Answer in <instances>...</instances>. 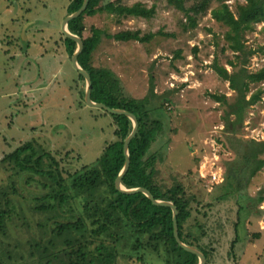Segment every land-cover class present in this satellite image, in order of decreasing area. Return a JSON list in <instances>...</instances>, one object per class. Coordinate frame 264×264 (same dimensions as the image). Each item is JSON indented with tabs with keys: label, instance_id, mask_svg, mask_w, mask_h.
<instances>
[{
	"label": "rangeland",
	"instance_id": "374dc122",
	"mask_svg": "<svg viewBox=\"0 0 264 264\" xmlns=\"http://www.w3.org/2000/svg\"><path fill=\"white\" fill-rule=\"evenodd\" d=\"M70 1L0 0V161L37 138L61 162L65 176L91 165L103 146L116 139L112 118L80 99L86 82L77 77L61 35ZM134 2L155 5V14L148 19L108 13L85 17L84 37L97 27L108 35L140 30L142 35L152 33V38L137 42L103 35L92 65L110 69L124 95L134 99L145 97L153 80L150 117L162 122L150 149L156 157L157 182L163 189L183 186L193 211L185 231L194 234L197 222L207 226L204 242L214 252L211 264H264V200L258 203L264 198V169L245 191L252 199L245 198L248 210L240 218L234 200L217 199L228 162L239 159L240 139L264 140V80L250 83L246 99L255 93L260 99L246 109L242 125L228 132L223 116L236 95L211 65L216 58L231 70L226 62L234 55L226 48V28L211 17L214 4L199 17L196 28L184 31V14L166 0H122ZM244 2L226 0L233 12ZM244 44L254 52L248 71L264 68V20L244 32ZM216 96L227 102H218ZM11 173L0 162V187L10 183ZM23 186L15 197L17 215L7 224L6 234H0V264H44L47 254L38 225L44 217L33 212ZM236 236L234 258L229 252ZM124 252L116 264H163L148 250L131 256Z\"/></svg>",
	"mask_w": 264,
	"mask_h": 264
},
{
	"label": "trees",
	"instance_id": "16d2710c",
	"mask_svg": "<svg viewBox=\"0 0 264 264\" xmlns=\"http://www.w3.org/2000/svg\"><path fill=\"white\" fill-rule=\"evenodd\" d=\"M166 1L184 14V31L196 28L199 17L214 4L211 17L226 28V48L233 52L234 57L226 62L231 70L216 58L211 68L235 92L236 100L227 104L228 110L223 116L228 132H235L243 123L246 109L260 99L258 93L246 99L250 83L264 80V68L255 73L248 71L246 64L254 52L245 46L244 32L252 24L264 20V0H245L236 5L235 12L226 0ZM189 1H192L190 5ZM82 3L83 0H71L66 16L76 12ZM101 13L148 19L155 14V5L148 8L142 2L124 4L122 0H89L86 9L69 21L67 29L83 41L78 63L90 75L92 101L127 110L137 117L139 127L129 144L130 165L122 185L126 189L146 188L155 199L172 202L178 211L181 241L201 251L206 257L205 264H211L214 252L204 242L209 236L207 226L197 222L194 234L185 231L193 211L183 186L163 189L157 182L156 157L150 154V149L162 130V122L150 117L153 80L145 97H127L118 77L110 69L94 67L91 62L103 35L121 41L146 42L153 34L142 35L140 30H125L108 35L100 28L91 27V35L84 37V18ZM61 35L65 53L72 58L77 44L62 32ZM194 50L196 53V48ZM76 75L84 81L78 72ZM84 93L81 90L79 94L82 104L86 105ZM215 99L227 102L225 97L216 96ZM101 110L112 118L116 139L103 146L99 157L91 165H84L65 176L61 162L37 138L23 142L3 156L0 162L12 173L10 183L0 187V234H6L7 224L17 215L15 197L20 194L22 184L31 209L44 217V221L38 223L43 233L41 239L45 241L41 244L42 251L47 253L43 256L44 264H116L124 251L131 256L130 253L138 255L141 250L154 253L163 264H198L197 256L185 251L176 242L169 207L154 205L143 193L124 194L115 188V180L124 166L123 144L132 130V122L124 115ZM231 116L234 117L232 120ZM239 145V159L228 162L217 199L219 202L234 200L240 218L241 213L248 210L245 198L252 199L245 191L257 173L264 169V140L240 139ZM263 200L260 196L258 203ZM237 240L238 236L231 242L229 253L234 252ZM232 256L235 258L234 253ZM138 257L137 260L142 261V256Z\"/></svg>",
	"mask_w": 264,
	"mask_h": 264
},
{
	"label": "water",
	"instance_id": "95a60500",
	"mask_svg": "<svg viewBox=\"0 0 264 264\" xmlns=\"http://www.w3.org/2000/svg\"><path fill=\"white\" fill-rule=\"evenodd\" d=\"M88 2H89V0H83L81 7L76 12L66 16L63 19V21L61 23V31L66 38L76 42V44H77V48H76V50H75V52L71 58V64H72V67L80 75H82L84 77V80L86 82V89H85V93H84V101H85L86 105H88L89 107L103 109V110H105L111 114L124 115V116L128 117L132 122V130H131L130 134L127 136V138L125 139L124 144H123V152H124V156H125V162H124V166H123L122 170L120 171L118 177L115 180V188L124 194L143 193L144 195H146L149 198V200L154 205L169 207L172 210L173 234H174V238H175L176 242L178 243V245L182 249H184L185 251L197 256V258L199 260L198 264H205L206 263V257L201 251H199L196 248H193L191 246H188L184 242L181 241V239L179 237V233H178V224H177L178 211H177L176 206L172 202L155 199L152 196V194L146 188L138 187V188L126 189L122 185L123 176L128 171L129 165H130L129 144L137 133L139 123H138L137 117L133 113L128 112L127 110H124V109L111 108V107H109L103 103H96V102L92 101V99H91L92 82H91L90 75L84 69H82L78 63V56L80 55V53L83 50V41L80 37L71 34L67 29V25H68L69 21L74 19V18H77L82 13L86 9Z\"/></svg>",
	"mask_w": 264,
	"mask_h": 264
}]
</instances>
